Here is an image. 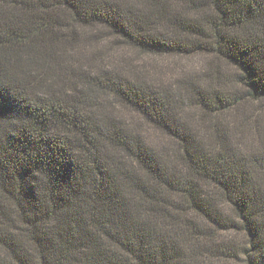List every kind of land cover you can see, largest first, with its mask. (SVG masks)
Instances as JSON below:
<instances>
[{"label":"trees","instance_id":"trees-1","mask_svg":"<svg viewBox=\"0 0 264 264\" xmlns=\"http://www.w3.org/2000/svg\"><path fill=\"white\" fill-rule=\"evenodd\" d=\"M0 264H264V0H0Z\"/></svg>","mask_w":264,"mask_h":264}]
</instances>
